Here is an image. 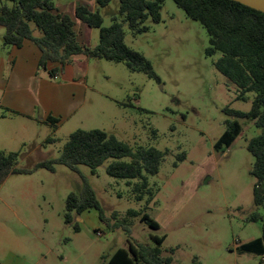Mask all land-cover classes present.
Here are the masks:
<instances>
[{"label": "rangeland", "instance_id": "rangeland-1", "mask_svg": "<svg viewBox=\"0 0 264 264\" xmlns=\"http://www.w3.org/2000/svg\"><path fill=\"white\" fill-rule=\"evenodd\" d=\"M54 2L64 13L79 4L98 9L96 0ZM3 5L14 2L0 0ZM119 9L120 0L101 7L103 25L110 26L115 17L122 22L126 44L151 61L159 80L132 71L125 61L84 54L88 63L81 75L89 86L85 105L61 125L11 117L0 105V151L18 152L17 167L32 168L57 158L74 131L101 129L134 151L161 150L159 171H143L148 185L142 198L134 192L140 177L129 181L107 173L113 158L95 171L87 165L74 171L57 163L55 171L10 174L0 185V264H107L116 249L131 243L159 247L162 256H172V264H260L264 256L243 245L263 235L264 208L254 202V156L248 150L261 128L253 119L227 113L249 111L255 94L237 97V86L215 67L221 54L206 53L210 37L202 22L174 0H164L160 22L149 17L144 32H136ZM5 32L0 26V57L9 58L12 46L4 43ZM99 35L93 28L89 42H98ZM235 119L241 134L230 146L216 149ZM85 181L96 192L103 220L92 209L74 213L67 223V198L78 194ZM144 212L159 223L158 229L140 219ZM255 212L261 218L250 220ZM153 236L164 241L158 244Z\"/></svg>", "mask_w": 264, "mask_h": 264}, {"label": "trees", "instance_id": "trees-1", "mask_svg": "<svg viewBox=\"0 0 264 264\" xmlns=\"http://www.w3.org/2000/svg\"><path fill=\"white\" fill-rule=\"evenodd\" d=\"M14 5L0 7V26L6 29L4 43L21 47L25 40L33 41L41 50L40 64L44 67L49 62L61 66L69 63L75 55L85 54L95 58L125 61L132 71H142L158 79L151 61L140 51L125 42L122 22L115 21L104 26L101 7H106L112 0H96L98 9H91L87 4H79L74 17L60 12L54 0H11ZM193 19L202 22L209 37L210 46L206 53L210 56L219 52L221 57L215 61L216 69L238 88V98L247 99L253 92L254 98L249 111L227 109V113L240 118L253 119L261 128V133L253 137L248 150L254 156L250 173L256 178L254 202L264 208V13L235 0H174ZM164 0H120L119 12L124 20L136 31L144 32L148 26L145 21L151 17L160 22V9ZM76 20L100 31L98 44L91 48L78 41L75 30ZM34 23V24H32ZM56 69L51 70L55 73ZM49 121L57 123L58 119L50 116ZM242 132L238 120H231L225 132L215 143V148L230 146ZM131 157L132 162L123 161ZM164 153L149 147L138 151L114 135L101 129L74 131L65 143L60 155L55 159H45L32 168H19V153L0 151V185L12 173L31 174L40 168L55 171L57 163L74 171L80 165H87L96 170L106 160L113 158L106 168L107 173L116 178L132 179L140 177L142 182L136 184L134 192L142 198L143 189L147 187V174H156L163 160ZM185 157V153L181 154ZM95 209L103 220V212L95 190L85 181L78 194L72 193L66 202L65 220L72 223L74 213L77 215ZM131 214H139L129 211ZM261 216L255 212L250 220L256 221ZM140 219L154 229L159 223L148 213L140 214ZM78 230V226H75ZM161 244L164 237L153 236ZM243 249L264 256L263 235L243 245ZM172 256H162L159 247L130 244L128 248L120 247L109 257L107 264H172ZM264 264V258L260 261Z\"/></svg>", "mask_w": 264, "mask_h": 264}, {"label": "crops", "instance_id": "crops-1", "mask_svg": "<svg viewBox=\"0 0 264 264\" xmlns=\"http://www.w3.org/2000/svg\"><path fill=\"white\" fill-rule=\"evenodd\" d=\"M75 8L68 13L72 17ZM90 8L95 10V7ZM92 29L76 20L78 41L91 48L99 42H89ZM41 55L40 48L33 41L25 40L20 48L12 46L9 58L0 57L1 109L11 112V117L21 115L30 121L50 122L48 118L52 116L58 119L55 124L61 125L86 103L89 86L81 75V69L87 66L88 61L81 54L75 55L64 66L49 62L44 67L40 64ZM53 69H56L55 73H51ZM24 126L27 128V125Z\"/></svg>", "mask_w": 264, "mask_h": 264}, {"label": "water", "instance_id": "water-1", "mask_svg": "<svg viewBox=\"0 0 264 264\" xmlns=\"http://www.w3.org/2000/svg\"><path fill=\"white\" fill-rule=\"evenodd\" d=\"M264 13V0H235Z\"/></svg>", "mask_w": 264, "mask_h": 264}]
</instances>
